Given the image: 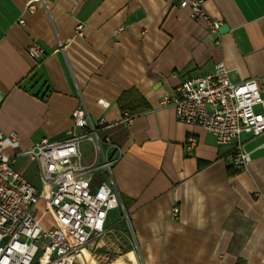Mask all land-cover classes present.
<instances>
[{
	"label": "crops",
	"instance_id": "0c3cea01",
	"mask_svg": "<svg viewBox=\"0 0 264 264\" xmlns=\"http://www.w3.org/2000/svg\"><path fill=\"white\" fill-rule=\"evenodd\" d=\"M27 1L0 0V130L16 131L26 150L68 137L78 105L112 123L128 112L122 95L132 110L129 125L108 129L119 224L107 218L77 264H134L130 251L138 264H264V136L242 135L251 160L237 168L234 143L219 145L161 103L219 63L233 81L256 78L264 94V0H203L208 17L228 26L222 32L180 0H49L34 10ZM33 42L45 50L40 60L28 52ZM82 149L91 162L92 143ZM22 156L16 168L39 185L37 163Z\"/></svg>",
	"mask_w": 264,
	"mask_h": 264
},
{
	"label": "built area",
	"instance_id": "2783aa9c",
	"mask_svg": "<svg viewBox=\"0 0 264 264\" xmlns=\"http://www.w3.org/2000/svg\"><path fill=\"white\" fill-rule=\"evenodd\" d=\"M37 1L49 0H28L26 8L34 10ZM180 6L189 8L192 18L208 20L212 30L220 28L221 21L206 14L203 0H180ZM82 29L79 24L76 35L82 36ZM69 41H60L56 49L66 48ZM28 52L40 60L45 50L33 42ZM3 99L0 89V106ZM161 103L173 105L180 121L211 132L219 145L234 143L228 159L237 168L251 160L242 135L264 136V94L259 82L252 77L233 81L224 63L205 75L185 78ZM72 117L68 137L43 138L26 150L21 149L16 131L0 130V264H77L87 244L105 233L109 211L123 206L113 178L116 157L109 153L117 146L108 129L115 123L129 125L133 116L124 112L112 123L104 117L93 119L78 105ZM85 141L94 151L89 163L82 149ZM195 144L196 138L189 136L188 148ZM23 154L37 163L39 185L16 168V158ZM97 174L100 179L95 182ZM45 213L52 220L47 225L42 222Z\"/></svg>",
	"mask_w": 264,
	"mask_h": 264
},
{
	"label": "rangeland",
	"instance_id": "374dc122",
	"mask_svg": "<svg viewBox=\"0 0 264 264\" xmlns=\"http://www.w3.org/2000/svg\"><path fill=\"white\" fill-rule=\"evenodd\" d=\"M22 163H24V157L21 155V156H18L17 159H16V166L18 168L19 165H21ZM19 169V168H18ZM36 184L39 183L38 180L34 181ZM43 212V209L42 207L39 205L38 206V214L41 215ZM120 214H121V208L120 207H117V208H114V209H111L109 211V216H108V222L111 223L112 225L114 226H118L119 224V221H120ZM42 222L44 224H49L50 222H52L51 218H50V215L49 213H45L43 216H42Z\"/></svg>",
	"mask_w": 264,
	"mask_h": 264
},
{
	"label": "bare ground",
	"instance_id": "6f19581e",
	"mask_svg": "<svg viewBox=\"0 0 264 264\" xmlns=\"http://www.w3.org/2000/svg\"><path fill=\"white\" fill-rule=\"evenodd\" d=\"M127 256L128 258L133 260L134 264H138L134 251H130V253ZM113 264H128V263L126 262L125 259L120 257L119 259L115 260Z\"/></svg>",
	"mask_w": 264,
	"mask_h": 264
},
{
	"label": "trees",
	"instance_id": "16d2710c",
	"mask_svg": "<svg viewBox=\"0 0 264 264\" xmlns=\"http://www.w3.org/2000/svg\"><path fill=\"white\" fill-rule=\"evenodd\" d=\"M125 99H126V97H124L123 95L119 98V103L121 104L122 110L128 111V113H132L131 108L125 104V102H124Z\"/></svg>",
	"mask_w": 264,
	"mask_h": 264
},
{
	"label": "water",
	"instance_id": "95a60500",
	"mask_svg": "<svg viewBox=\"0 0 264 264\" xmlns=\"http://www.w3.org/2000/svg\"><path fill=\"white\" fill-rule=\"evenodd\" d=\"M228 29V26L227 25H222L220 26L219 30L222 32V31H225Z\"/></svg>",
	"mask_w": 264,
	"mask_h": 264
}]
</instances>
